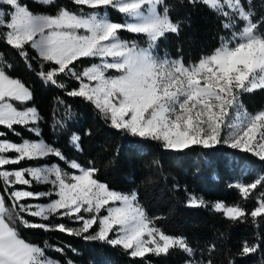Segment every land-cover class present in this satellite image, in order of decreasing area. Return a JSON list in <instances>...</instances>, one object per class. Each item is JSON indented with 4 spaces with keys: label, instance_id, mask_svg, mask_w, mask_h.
<instances>
[{
    "label": "snow or ice",
    "instance_id": "6c2138e0",
    "mask_svg": "<svg viewBox=\"0 0 264 264\" xmlns=\"http://www.w3.org/2000/svg\"><path fill=\"white\" fill-rule=\"evenodd\" d=\"M38 2L53 5L56 0ZM197 2L222 18V29L228 35L220 36L219 46L209 54L187 64L182 58L154 55L160 38L180 32V24L169 17L165 0H73L92 11L84 13L81 8L77 14L58 6L55 15L36 14L23 0H0V39L17 50L30 70L36 71L30 61H39L36 75L45 85L67 89V84L58 79L61 74L77 81L78 87L67 95L90 102L112 128L159 142L164 149L183 150L194 145L212 148L224 143L264 161V109L249 113L241 102L242 95L264 90V17L254 21L252 0H189ZM160 6L162 13L158 11ZM109 8L123 14L125 21L114 22L107 13L102 14V9ZM121 31L144 36L147 46L122 40ZM26 45L37 55L30 57ZM81 58H97L99 62L77 71L76 62ZM11 67L0 54V126L13 132L14 125L23 126L39 136V129L30 127L40 120L37 109H19L14 104L32 100L33 94L21 80L8 74ZM66 116H71L70 111ZM57 124L65 126L61 121ZM79 142L80 136L73 133L70 143L78 150ZM49 156L65 161L76 171L66 172L59 164L5 168ZM89 163V167H82L76 161L68 162L58 148L43 140L16 143L0 138V264H59L46 256L47 242L44 248L26 242L20 237L18 225L76 236L98 225V231L84 239L119 246L132 258L167 255L179 249L189 257L184 264H205L193 258L195 249L185 237L166 234L156 225L161 217L148 216L135 190L123 193L110 189L95 178L99 169L94 162ZM33 182L51 188L34 192L15 187L31 186ZM229 186L247 200L258 186L264 188V175L250 183ZM53 196L56 198L47 203L27 202ZM256 199L257 206L250 212L239 204L229 206L221 201L211 208L233 222L250 215L255 224L257 218H264V191ZM188 204L208 206L202 197L192 194ZM102 210L105 215H101ZM21 213L44 221L53 216L67 217L81 226L33 223ZM262 244L259 236L254 243L245 240L239 254L256 253ZM214 250L215 245H211L209 255ZM56 251L63 252V248ZM68 264L73 262L69 260ZM206 264H212V260ZM229 264H233L231 259Z\"/></svg>",
    "mask_w": 264,
    "mask_h": 264
},
{
    "label": "trees",
    "instance_id": "16d2710c",
    "mask_svg": "<svg viewBox=\"0 0 264 264\" xmlns=\"http://www.w3.org/2000/svg\"><path fill=\"white\" fill-rule=\"evenodd\" d=\"M36 14L55 15L57 7H65L77 14L92 11L87 6H78L73 0H56L53 5H44L38 0H23ZM169 8V17L174 23L180 24L179 35L167 33L160 38L154 53L171 59H183L187 64L197 62L202 55L209 54L219 46L220 36L228 35L222 29L221 20L212 10L202 3H189V0H165ZM246 10L248 8L245 3ZM251 10L255 13L253 19L264 17V0H252ZM163 12V6L158 8ZM110 20L124 22L125 16L116 10L102 9ZM3 31V29H0ZM120 38L136 41L140 47H146V38L127 31L120 32ZM29 56L37 53L26 45ZM0 54L12 65L8 74L21 80L32 92L33 98L23 104L14 102L19 109L35 107L40 120L36 125L40 135L29 131L23 126L14 125V132L0 126L3 137L20 143L23 140H43L58 148L68 162L76 161L82 167H89L94 162L99 171L96 179L106 183L110 189L130 193L135 190L139 203L150 218L161 217L156 225L166 234L183 236L189 245L195 249L194 259L205 263L211 259L212 264H264V244L256 253L240 255L243 242L254 243L259 236L264 240V218H257L252 223L250 215L244 221L233 222L221 213L212 210L211 205L217 201L232 206L239 204L249 212L257 206V197L264 188L254 190L249 199L245 200L234 185L253 182L259 175H264V161L253 153L233 149L220 143L212 148L194 145L183 150L164 149L159 142L150 139L134 137L121 130L112 128L103 120L94 106L82 97L67 95V91L78 87V82L61 74L59 80L67 84V89L51 84L45 85L36 75L39 61L31 60L30 70L17 50L0 39ZM97 58H81L76 62L77 71L92 63H98ZM243 107L249 113L264 109V90L246 93L241 96ZM71 116H66V113ZM64 123V127L57 124ZM17 133L19 135H17ZM73 133L80 136L78 150L70 138ZM90 133V134H89ZM9 155H14L9 153ZM157 160L158 164L152 161ZM43 164H59L66 172H75L68 163L55 156L39 160H25L19 165L5 166L9 169L41 166ZM30 179V177H28ZM2 186V181H0ZM34 192H46L51 185L32 183L15 186ZM0 194H3L0 191ZM189 194L202 197L207 207H192L188 204ZM56 197L29 199L28 203H46ZM10 208V202L6 201ZM104 213L102 210L101 215ZM24 219L33 223L58 224L74 228L80 222L67 217L53 216L44 221L21 213ZM98 225H93L88 233L82 236L69 235L60 231H45L40 228H26L18 225L20 237L26 242L42 248L45 242L47 257L68 264H184L189 257L179 249L170 250L169 254L156 256L147 254L144 258H132L121 247H112L99 240H86L84 236L93 234ZM215 245V250L209 255L208 249ZM70 246V247H69ZM63 248V252L56 251ZM75 249V251H72Z\"/></svg>",
    "mask_w": 264,
    "mask_h": 264
},
{
    "label": "rangeland",
    "instance_id": "374dc122",
    "mask_svg": "<svg viewBox=\"0 0 264 264\" xmlns=\"http://www.w3.org/2000/svg\"><path fill=\"white\" fill-rule=\"evenodd\" d=\"M125 21V20H124ZM115 22V21H114ZM118 23H121V22H118ZM123 23V22H122ZM154 55H157V54H155L154 53ZM158 56V55H157ZM158 57H160L161 59H163V58H165V57H167V56H158ZM167 58H169V57H167ZM169 59H171V58H169ZM99 62V61H98ZM111 74H116V73H114V72H112ZM256 113V112H255ZM254 114V113H253ZM226 134H227V130H225V133L223 134L224 136H226ZM34 141H36V140H34ZM43 165H45V164H43ZM47 165H51V164H47ZM42 166V165H41ZM6 168V167H5ZM7 169H9V168H7ZM9 170H11V169H9ZM70 173V172H69ZM72 173V172H71ZM26 178H28V177H26ZM23 190H25V189H23ZM47 203V202H46ZM32 204H36V203H32ZM106 214V212L104 211V213L102 214V215H105ZM86 217L88 216V214L87 213H85L84 214ZM81 226V224L80 225H77V226H75L74 228H79ZM98 231V230H97ZM73 264H75V263H73ZM206 264V263H205Z\"/></svg>",
    "mask_w": 264,
    "mask_h": 264
}]
</instances>
